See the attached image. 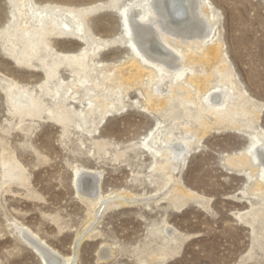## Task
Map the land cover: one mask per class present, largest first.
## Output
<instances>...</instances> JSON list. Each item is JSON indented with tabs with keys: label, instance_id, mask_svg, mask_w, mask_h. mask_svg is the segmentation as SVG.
Listing matches in <instances>:
<instances>
[{
	"label": "rangeland",
	"instance_id": "obj_1",
	"mask_svg": "<svg viewBox=\"0 0 264 264\" xmlns=\"http://www.w3.org/2000/svg\"><path fill=\"white\" fill-rule=\"evenodd\" d=\"M35 1L62 8L104 4L92 11L89 10L96 7L88 8L84 18L81 12L86 35L111 42L98 50L90 64L94 69L96 63L109 66L112 70L108 72L125 70L134 51L123 25V12L135 0ZM208 1L218 17L213 38L202 44L201 51L212 40L222 43L238 84L262 105L255 126L264 130V0ZM8 11V1L0 0V30L8 20ZM50 41L54 49L64 53L76 52L82 46L68 35ZM43 55V45L39 44L32 58L36 66L33 69L15 63L0 45V75L42 101L37 111L29 114L25 109L19 115L0 84V264H42L14 228V222L28 228L62 256H70L76 236L85 229L93 210L90 200L75 189V169L100 173L103 196L125 192L147 198L163 191L159 190L163 177L159 176L161 172L152 171L153 160L144 140L151 129L156 130L158 121L165 120L161 129L169 123L163 110H144L140 106L144 103L142 90L134 86L123 98L125 107L113 111L96 130L84 128L76 117L57 123L50 110L51 94H45L47 87L55 89L56 79L45 82L40 67ZM145 65L149 70L153 68ZM99 70L97 67L93 71L95 77H99ZM68 73L61 69L65 80ZM74 107L78 109L76 104ZM209 120L214 119L209 116ZM245 136L243 130L224 127L212 129L193 143L183 168L175 175L179 187L188 195L179 194L181 198L175 206L169 202L168 193L158 203L105 208L89 236L80 242L75 264H264V231L258 222L261 216H253L252 226L245 222L251 221L247 212L252 208L258 206L259 211H264L260 193L253 194L257 183L254 167L231 164L249 150ZM6 153L19 167L23 179L2 176L1 158ZM166 225L175 229L176 240L164 238ZM156 229L160 231L158 237L152 233ZM166 241L173 251L166 249L167 255L163 256L158 253L163 252ZM105 244L113 253L111 258L101 260L97 253Z\"/></svg>",
	"mask_w": 264,
	"mask_h": 264
},
{
	"label": "bare ground",
	"instance_id": "obj_2",
	"mask_svg": "<svg viewBox=\"0 0 264 264\" xmlns=\"http://www.w3.org/2000/svg\"><path fill=\"white\" fill-rule=\"evenodd\" d=\"M7 1L8 20L0 30L1 48L15 63L36 69L32 58L39 44L43 45L40 67L44 70L45 82L56 79L55 89L47 87L45 92L47 96L51 94L50 110L55 122L76 117L84 128L96 130L113 111L125 107L123 98L134 86L142 90L144 103L140 106L146 111L163 110L169 121L163 129L165 120L158 121L156 130L151 129L144 137L153 160L152 171L161 172L159 176L163 177L159 187L163 191L157 196L140 198L125 192L103 196L100 173L85 168L74 170L75 189L90 200L93 210L85 229L77 234L70 256H62L28 228L14 222V228L32 246L42 264H75L80 242L89 236L103 210L110 205L158 203L163 195L170 193L168 200L175 206L181 198L179 194L188 195L179 187L176 172L183 168L192 144L212 129L230 127L245 132L249 150L234 158L231 164L254 167L257 183L253 186V194L260 193L263 200L260 207H264V130L255 126L262 105L252 100L238 84L219 40H212L211 45L201 51L202 44L213 38L218 17L208 0H144V4L132 1L124 9L123 25L134 54L125 63L123 71L108 72L112 70L109 66L94 64L100 68L99 77L93 75L96 68L90 61L98 50L105 49L111 42L87 36L83 18L104 4L91 6L96 8L85 13L90 6L62 8L37 4L35 0ZM81 12H84L83 18ZM67 35L82 44L76 52L64 53L52 47L51 39L66 38ZM145 64L153 68L149 70ZM62 68L69 72L66 80L60 74ZM0 84H3L1 90L7 95L9 104L19 115L25 109L32 114L40 107L41 99L30 91L17 89L13 80L0 75ZM17 95L26 99H17ZM179 106L181 110L175 111ZM209 116L214 119L212 122ZM1 165L3 177L23 179L19 167L10 161L7 153L2 156ZM255 208L247 212L252 216L251 221L245 222L252 226L253 216H261L258 222L264 231V211H259L258 206ZM169 227L163 228L164 238L174 241L175 229ZM159 232L156 229L152 233L158 237ZM166 245L158 254L166 256V249L173 251L168 243ZM112 253L111 246L105 244L97 254L99 259L106 260ZM140 263L149 264L146 261Z\"/></svg>",
	"mask_w": 264,
	"mask_h": 264
}]
</instances>
